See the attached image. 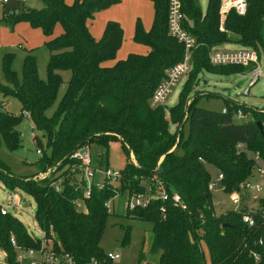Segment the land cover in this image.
<instances>
[{
    "label": "trees",
    "instance_id": "16d2710c",
    "mask_svg": "<svg viewBox=\"0 0 264 264\" xmlns=\"http://www.w3.org/2000/svg\"><path fill=\"white\" fill-rule=\"evenodd\" d=\"M38 1L39 8L25 7L23 1L17 0L0 4L3 25L10 29L23 22L44 37H49L56 25L61 29L59 35L42 44L47 51L43 77L38 75L31 50L25 51L19 77L11 69L13 54L1 57L4 82L0 84V95L16 99L20 109L13 115L0 104V141L7 151L18 149L20 133L16 127L25 117L41 133L45 145L31 135L35 151H39L36 174L14 176L0 162V182L9 192L20 190L32 198L33 221L54 249L68 254L75 264H87L91 258L101 262L105 255L99 242L110 215L105 203L116 195L129 197L149 190L151 198L146 207L124 209L125 218L151 226L146 252L149 259L144 261L145 254L139 251L138 263L206 264L203 245L207 264H264V197L259 199L261 211L250 213L253 225L247 226L239 214L245 207L238 213L231 209L220 213L207 190L212 173L222 175L224 194L236 190L252 175V161L246 155L258 153L264 159V108L226 100L224 112L206 110L196 105L197 97H185L187 86L171 107L149 105L164 71L183 56L182 46L166 31L165 0H149L152 20L148 30L138 19L133 25L132 40L147 46L148 52L128 54L111 66L102 63L115 57L122 41L120 26L107 21L100 37L94 39L87 24L117 0H73L69 5L64 0ZM180 4L183 27L194 40L193 69L187 81L190 86L198 84L196 77L201 70L230 75L252 68L210 65L209 50L224 44L250 48L264 62V0H246L242 16L228 13L222 25L224 31L218 30L219 0H206L203 12L198 0H180ZM62 71L69 72L66 88L47 116L46 111L56 99ZM237 111L250 119L235 123ZM171 125L175 127L173 131L169 130ZM109 141H118L125 153L119 179L98 188L99 177L95 175L89 195L84 198L79 161L66 156L80 147L88 149L90 144L106 148ZM238 144L242 145L240 150L236 149ZM95 162L92 166L102 169L100 157ZM45 173L44 179L37 178ZM153 176L168 195L179 196L185 210L172 206L169 199L157 197L150 183ZM57 178L63 179L59 192L49 186ZM74 202H79L81 208L76 209ZM127 230L121 244L127 241ZM10 238L23 249L39 244L17 218L6 212L0 214V253L9 264H16ZM252 254L257 256L256 261Z\"/></svg>",
    "mask_w": 264,
    "mask_h": 264
},
{
    "label": "rangeland",
    "instance_id": "374dc122",
    "mask_svg": "<svg viewBox=\"0 0 264 264\" xmlns=\"http://www.w3.org/2000/svg\"><path fill=\"white\" fill-rule=\"evenodd\" d=\"M37 3V7L41 6L38 0H33ZM73 0H67V4H71ZM123 0H117L113 5V11L110 10L113 5L97 12L94 17L87 24L88 30L96 34V30L99 33L101 29L100 24H104L108 20H113L117 22L122 30V41L119 48L116 51L113 60L106 61L103 66H111L114 62L118 60H123L128 54L145 55L148 52V47L142 44L135 43L132 40L133 25L138 15L127 14L126 8L122 6ZM31 0H23V5L25 7H30ZM147 5L149 0H145ZM201 11L205 10L206 0H198ZM139 4V11L144 14L145 9ZM141 16V15H140ZM128 18H133L131 23L128 24ZM2 14L0 8V84L4 82L3 74L1 70V57L4 53H12L13 59L11 62V69L19 77L21 60L23 58V52L18 49H13V47L8 48L7 43L14 40V35L6 27L4 28L2 22ZM139 20V19H138ZM140 22V21H139ZM141 24V22H140ZM142 26V24H141ZM103 27V26H102ZM102 30V29H101ZM18 42L30 43L33 39L26 36L16 37ZM238 46L234 44H224L220 46L221 49H236ZM33 55L36 57L38 75L43 77L44 65L47 60V51L42 48V45L38 48L33 49ZM192 57V53H191ZM187 65L190 66L192 63L187 60ZM189 70V71H190ZM187 72L186 75L180 78L175 86L173 87L171 93L167 97L164 108L171 107L177 101V95L179 92H184L183 88L185 86L189 87L188 91H185V97L193 99L192 97H197L196 105L200 108L211 110V111H221L224 108V102L231 101L244 106L252 107L255 109L264 108V77H258L255 83L249 85L251 79L250 73L248 71L230 75H220L214 73H208L201 70L197 75L198 84L189 85L191 74ZM261 73L264 75V67H261ZM61 77V83L58 87L56 99L54 104L46 111V115L49 116L54 110L57 102L59 101L61 95L66 88V82L69 78L68 71H62L59 73ZM183 83V84H182ZM246 91V94H245ZM180 95V94H179ZM0 104H2V109L6 112L16 115L19 113L20 105L18 101L11 97H3L0 95ZM0 108V109H1ZM249 117H233L235 123H243L248 121ZM17 130L20 133V147L15 151H7L0 141V162L8 171L14 176H31L38 172L37 161L39 155L35 152V146L32 143L31 135H35L41 142L42 146L45 145V140L41 133L33 128L30 121L27 118H23L19 125H17ZM174 126H169V130L173 131ZM186 127L182 129L183 137L186 136ZM88 150L91 158L92 165L96 163L97 159H101L102 169L106 168L112 171H119L123 168L126 157L125 153L120 147L118 141H109L106 144V148H102L99 145L90 144L88 145ZM48 154V151H46ZM264 187V186H263ZM14 193L18 194L20 197V203L18 207H11L8 205V194L9 191L6 190L2 183L0 182V207H4L7 212L17 218L25 227L28 234L39 237V231L33 221L32 215L34 211V203L30 196L25 194L20 190H14ZM126 194L116 195L109 202L110 212L109 217L105 221V226L103 229V234L99 242V246L103 249L104 253L117 254L118 259L113 262V264H143L138 263V253L139 251L144 252L145 260L148 261L149 257L146 255L149 244L150 236V224L146 222L131 220L124 217L123 204L126 201ZM224 199V197H221ZM224 208H231L229 204H225ZM128 229L127 241L125 244H121L124 230ZM204 262L208 263V256L206 249L201 245ZM143 261V262H144ZM0 264H9L3 254L0 253Z\"/></svg>",
    "mask_w": 264,
    "mask_h": 264
},
{
    "label": "built area",
    "instance_id": "2783aa9c",
    "mask_svg": "<svg viewBox=\"0 0 264 264\" xmlns=\"http://www.w3.org/2000/svg\"><path fill=\"white\" fill-rule=\"evenodd\" d=\"M22 2L23 0H17ZM6 0H0L1 3H5ZM166 3V31L169 37L180 44L183 49V56L181 60L164 71V77L154 89L148 103L151 107L164 105L167 97L171 93L173 87L177 81L184 77L190 70V66L187 65V60L192 61L191 53L194 48V40L192 36L183 27L184 16L181 12L180 0H165ZM246 11V0H219L217 8L218 16V30H223V22L226 19L228 13L233 12L236 15L242 16ZM262 23L264 26V16L262 17ZM208 63L212 66H249L252 68L248 71L251 79L249 85L255 83L258 77L264 75L261 73V67H264L263 59L257 58L255 52L250 48L237 47L236 49H221L213 48L208 52ZM246 94V91H245ZM224 112V109H222ZM242 117L240 111L236 112V118ZM83 154H78L77 149L68 159L78 160L77 166L82 170L81 179L85 183V190L83 191V197L87 198L89 195V188L92 185V181L95 175H98L99 180L96 183L98 188H101L104 182L109 184L117 183L119 179V171H112L108 169H99L92 166L89 151L86 146ZM241 144L236 145V149L240 150ZM39 155V151H35ZM248 159L252 161L251 177L239 184L237 189L231 191L228 194H224V186L222 184V175L220 173H212V177L207 184V190L210 192L212 199L211 203L215 210L220 213H224L226 209H231L233 212L238 213L239 208L246 209L240 212V220L247 226L253 225V220L250 213L254 211H261L262 207L259 204V199L264 197V159L260 158L258 153H252L246 155ZM71 169H74L72 166ZM47 173L38 175V179H44ZM63 179L57 178L55 181L49 184L50 187L56 192L61 189V183ZM150 183L154 186L157 193V197L162 200L169 199L172 206L185 210V205L176 193L168 195L162 183L156 178L151 177ZM221 197H224L222 199ZM151 198L149 190L145 194H138L129 196L126 198L123 204L124 209H133L135 207H146L149 199ZM8 205L11 207H18L20 203V197L13 191L8 194ZM225 204H229L231 208H224ZM76 209L81 208L79 202L73 203ZM105 208L109 209V202L105 203ZM163 211V208H160ZM7 211L4 207H0V214H5ZM39 231V230H38ZM39 244L35 248L23 249L17 246L12 238L9 243L15 253L16 264H75L73 259L66 253L58 252L54 249L53 244L49 238H46L45 233L39 231V237H37ZM261 244V241H258ZM102 261L90 259L87 264H112L119 257L117 254L104 253ZM254 260H257V256L252 254Z\"/></svg>",
    "mask_w": 264,
    "mask_h": 264
},
{
    "label": "crops",
    "instance_id": "0c3cea01",
    "mask_svg": "<svg viewBox=\"0 0 264 264\" xmlns=\"http://www.w3.org/2000/svg\"><path fill=\"white\" fill-rule=\"evenodd\" d=\"M65 4H67V0H64ZM139 4H142L141 7H144L145 9V13L142 14L139 11ZM150 5H147V3H145V0H123L122 2V6H124V8H126L127 14H135L136 16L138 15L139 17H137L136 19H139V21L142 24V28L144 30H148V28L150 27L151 24V20H152V6H151V2L149 1ZM69 5V4H67ZM115 5L112 6V8L110 10L113 11ZM37 7V3L33 0H31L30 3V7L29 8H36ZM116 7V6H115ZM39 8V7H38ZM141 15V16H140ZM133 18H128V24L131 23ZM108 21H113V20H108ZM107 22V21H106ZM105 22V23H106ZM115 22V21H113ZM104 24H102V26L104 27ZM117 23V22H116ZM101 27V29H103V27ZM4 28H6V26H4ZM8 28V27H7ZM88 28V26H87ZM10 30V32H12L14 35V40H12V42L7 43V47H13V49H18L21 50L23 52V55L25 54V51H32L33 53V49L40 47L44 41L51 39L57 35L60 34L61 29L58 25H56L53 29L52 34L49 37H44L41 32L38 29H34L29 27L28 24L23 23V22H19L17 24H15L11 29L8 28ZM99 30V33L96 30V34L90 32L89 30V34L94 38V39H98L101 35L102 30ZM19 36H26V37H30L31 39H33V42L30 43L29 46L28 43H23V42H18V39L16 37ZM47 56V55H45ZM113 264V263H112Z\"/></svg>",
    "mask_w": 264,
    "mask_h": 264
},
{
    "label": "water",
    "instance_id": "95a60500",
    "mask_svg": "<svg viewBox=\"0 0 264 264\" xmlns=\"http://www.w3.org/2000/svg\"><path fill=\"white\" fill-rule=\"evenodd\" d=\"M255 125H256V127H257L259 133L262 134L260 124H259L258 122H256ZM85 150H86L85 147H81V148L78 150V154H83V153L85 152ZM69 155H70V154H69ZM69 155H67L66 158H68Z\"/></svg>",
    "mask_w": 264,
    "mask_h": 264
}]
</instances>
